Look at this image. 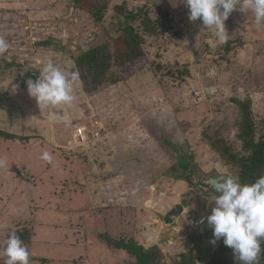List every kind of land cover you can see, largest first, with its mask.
Here are the masks:
<instances>
[{
  "label": "rangeland",
  "instance_id": "374dc122",
  "mask_svg": "<svg viewBox=\"0 0 264 264\" xmlns=\"http://www.w3.org/2000/svg\"><path fill=\"white\" fill-rule=\"evenodd\" d=\"M98 1L108 4L102 23L72 0H0V36L10 44L0 57V129L26 137L0 140V248L27 222L34 229L30 264H132L133 256L108 242L131 236L146 247L158 240L165 246L173 236L163 228L166 218L179 205L208 215L214 206L206 181L199 186L204 193L162 175L176 162L168 143L191 152L198 175H234L231 155L246 151L235 99L251 101L256 136L264 132V23L257 25L251 12L237 7L225 21L228 40L220 43L202 20L190 21L185 0ZM158 4L174 16L169 25L177 35L146 38L143 60L151 66H127L137 73L92 94L78 77L73 107L54 110L66 121L39 109L27 91V80L39 75L32 63L51 59L78 73L75 57L117 33L116 7L148 6L156 18ZM228 42L234 49L225 54ZM24 111L27 130L20 125ZM89 122L107 128L110 140L66 149L74 127ZM44 151L51 163L41 158ZM151 232L162 234L157 239ZM177 237L173 249L161 247L167 259L207 258L214 247L197 235ZM198 242L203 253L192 246Z\"/></svg>",
  "mask_w": 264,
  "mask_h": 264
},
{
  "label": "trees",
  "instance_id": "16d2710c",
  "mask_svg": "<svg viewBox=\"0 0 264 264\" xmlns=\"http://www.w3.org/2000/svg\"><path fill=\"white\" fill-rule=\"evenodd\" d=\"M72 1L75 6L85 9L92 15L95 21L99 23L104 21L108 9L107 3H100L98 0ZM116 9L117 15L120 17L116 28L117 33L112 35L110 40L102 39L96 45L82 51L74 60V69L80 74L78 77L81 80L84 91L89 94L98 91L107 84H115L127 80L129 76L137 73L135 72L136 69H130L135 67L139 70V63L151 66V61L148 58L143 60V57L146 56L144 45L148 36L154 37L165 33L177 35L169 25L173 22L174 16L168 10L161 8L160 4L155 7L158 15L156 18L151 16V10L148 6H141L131 10L125 6H118ZM43 44L50 45L51 42L45 41ZM56 47L60 48V45ZM233 49L234 46L231 42H228L223 48L225 54ZM156 64L161 66L159 63ZM127 66H130V69L128 68L127 70ZM168 72H171V70ZM188 72V68L184 69L181 73V78L183 79ZM161 80V77L158 78L159 82ZM235 100L240 106L243 117L240 122L239 137L243 140L246 151H238L233 155L231 149L228 148V153L230 151V155L232 154L234 175L239 177L241 183H252L260 176H264V132L259 134L258 137L256 136L258 132L251 117V101L249 99L244 101ZM15 138L26 139V137L0 129V140ZM168 144V148L170 150L172 148L176 152V154L169 152L170 156L176 158V162L167 168L162 175H167V177L175 180L184 179L190 185L204 192L199 186L204 181L207 184V181L215 178V176L205 177L198 175L196 166L191 158V152L186 147L183 148L170 142ZM126 163L128 164L129 162L127 161ZM14 231L20 235L27 246L31 244L32 236L34 235L33 226L26 222L24 226ZM114 241L111 242L109 240L108 242L112 243V245L115 243L113 246L124 249L129 253V256H133L132 264H240L238 259L234 257L232 249L224 245L223 239L218 241L216 247L206 259L198 258L194 253H190L188 256L181 254L178 255L179 257L167 259L159 244H153L146 248L132 236L129 239L122 238ZM261 247L264 249V242H262ZM42 260L48 261L47 259ZM0 264H4V262L0 261ZM260 264H264V255L261 256Z\"/></svg>",
  "mask_w": 264,
  "mask_h": 264
},
{
  "label": "clouds",
  "instance_id": "9594fccd",
  "mask_svg": "<svg viewBox=\"0 0 264 264\" xmlns=\"http://www.w3.org/2000/svg\"><path fill=\"white\" fill-rule=\"evenodd\" d=\"M189 8V19L202 20L205 28L212 30L211 35L220 43L228 40L225 21L239 8L251 12L257 25L264 23V0H185ZM10 48L6 39L0 36V57ZM39 75L27 80V91L34 98L39 109L50 110L54 121H66L55 109L60 106L73 107L76 99L74 84L78 73L58 67L51 59L38 62ZM41 158L51 163L52 155L44 151ZM214 192L210 201H214L211 213L206 217L212 228L210 243L215 245L223 239L226 247L240 264H260L264 249V176L252 183H241L239 177L221 174L207 181ZM204 219L200 221L203 223ZM30 251L16 231H10L2 248L0 257L4 264H30Z\"/></svg>",
  "mask_w": 264,
  "mask_h": 264
},
{
  "label": "built area",
  "instance_id": "2783aa9c",
  "mask_svg": "<svg viewBox=\"0 0 264 264\" xmlns=\"http://www.w3.org/2000/svg\"><path fill=\"white\" fill-rule=\"evenodd\" d=\"M31 66L38 67L36 62L32 63ZM111 135V132L105 127L100 125L93 126L90 122L82 123L74 127L72 137L69 139L66 149L75 150V148H84L87 146L89 149H92L98 142L110 140ZM182 210L181 215H172L171 219H173L169 223L176 234H182L180 236L187 238L192 235L204 236L208 231L212 230L206 221L208 214H196L195 211L188 210L184 207ZM202 218L204 222L200 223Z\"/></svg>",
  "mask_w": 264,
  "mask_h": 264
},
{
  "label": "crops",
  "instance_id": "0c3cea01",
  "mask_svg": "<svg viewBox=\"0 0 264 264\" xmlns=\"http://www.w3.org/2000/svg\"><path fill=\"white\" fill-rule=\"evenodd\" d=\"M25 112V111H24ZM30 114V113H29ZM21 115V114H20ZM19 115V113L17 114V115H15V120H17L18 119V117L20 116ZM26 115V112H25V114L23 113L22 114V116H23V119H22V123L20 124L21 125V129L22 128H25L26 130L28 129V127H29V124H28V122L26 123L25 122V119H24V116ZM28 115V114H27ZM29 117H30V115H28ZM33 117V116H32ZM35 119H36V117H34ZM32 119L31 120V122H32V125H33V127L35 128L37 125H36V123H37V121L35 120V119ZM30 119V118H29ZM9 125V124H8ZM16 127H19V125H17ZM34 131V130H33ZM29 133H27L26 135H28ZM180 181V180H179ZM166 223H168L167 225H165L163 228H165L166 226H167V228H168V230L169 231H171V234H173V236L172 237H170V238H167V242H165V246H162V245H160L161 247H166V245H167V247H169V248H172V246H173V248H174V245H177L178 243H179V239H178V237L177 236H180V235H182V234H176L174 231H173V229H172V227H171V225L169 224L170 223V218H169V221L168 222H166ZM165 223V224H166ZM163 232V231H162ZM162 234V233H161ZM160 233H157V234H155L154 232H151V236H155V238H159L160 237V235H161ZM170 235V234H169ZM168 236V235H167ZM198 237H201L205 242H206V244H209L210 242V239H212V230H210V231H208L207 232V234L206 235H204V236H199V235H197ZM135 237V236H134ZM136 241H137V239L136 238H134ZM156 239V240H157ZM218 243V242H217ZM217 243L215 244V245H213L214 247H213V249L216 247V245H217ZM140 244H142L144 247H146V245L144 244V243H140ZM155 244H159V240L158 241H156L155 242ZM210 245V244H209ZM151 246V245H150ZM149 246V247H150ZM192 246H194V248H195V250H197L198 252H202L203 253V248H200V247H202L203 245L200 243V242H198L197 243V246H196V244L194 243V244H192ZM146 248H148V247H146ZM172 248V249H173ZM164 250V249H163ZM194 251V250H193ZM198 258H203V259H206L205 258V256H200V257H198Z\"/></svg>",
  "mask_w": 264,
  "mask_h": 264
},
{
  "label": "water",
  "instance_id": "95a60500",
  "mask_svg": "<svg viewBox=\"0 0 264 264\" xmlns=\"http://www.w3.org/2000/svg\"><path fill=\"white\" fill-rule=\"evenodd\" d=\"M182 209H183V206H182V205H179L178 208H177V210L174 211L175 214L178 215V214L182 211ZM169 216H170V215L167 216L166 220H169Z\"/></svg>",
  "mask_w": 264,
  "mask_h": 264
}]
</instances>
